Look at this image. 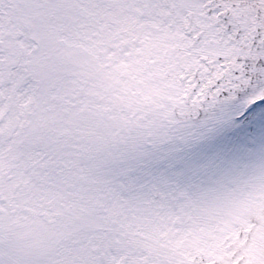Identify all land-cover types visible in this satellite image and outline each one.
<instances>
[{
	"label": "snow or ice",
	"instance_id": "obj_1",
	"mask_svg": "<svg viewBox=\"0 0 264 264\" xmlns=\"http://www.w3.org/2000/svg\"><path fill=\"white\" fill-rule=\"evenodd\" d=\"M0 264H264V0H0Z\"/></svg>",
	"mask_w": 264,
	"mask_h": 264
}]
</instances>
